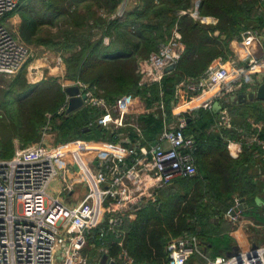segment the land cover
Masks as SVG:
<instances>
[{
    "label": "trees",
    "instance_id": "trees-1",
    "mask_svg": "<svg viewBox=\"0 0 264 264\" xmlns=\"http://www.w3.org/2000/svg\"><path fill=\"white\" fill-rule=\"evenodd\" d=\"M121 1L101 0L100 5L106 8L102 12L93 8L87 14L64 12L72 29L50 38L43 37L38 26H56L57 16L62 12L56 11L54 1L50 7L54 11L49 12L47 7L51 2L23 0L18 8L22 18L21 36L28 44L35 43L66 55L63 59L66 80L96 87L110 104L125 95L140 97L148 108L163 100L167 120L172 119L181 80L200 77L217 59L225 61L234 57L231 42L241 41L244 32L264 26V0H201L200 15L216 18L215 25L202 24L189 14L180 15L181 10L192 7V0H140L141 4L120 20L113 14ZM145 18L149 21L141 24ZM90 21L93 24L87 28ZM176 24L186 47L176 69L166 74L161 83L140 86V61L149 59L169 41ZM93 29L97 31L92 32ZM115 34L122 40L121 46L111 49L115 45L113 40L107 48L104 37ZM0 100V108L5 112V118L0 119V159L13 157L16 140L23 147L40 141L47 124L53 125L66 142L75 139L117 141L116 135L108 138L106 129L92 124L100 115L97 108L84 107L69 116L58 113L67 94L55 78L30 84L21 72L11 80ZM226 100L225 107L229 108L235 125L247 127L248 116L264 119L258 100L237 108ZM158 112L140 116L148 145L156 143L164 128V120ZM195 114L197 117L188 123L186 132L195 137L197 144L196 175L176 179L156 190L155 201L139 203L134 220L124 217L122 247L116 231L108 230L103 236L93 231L89 236L90 262L101 264L102 258L107 256L105 264H120L118 256L125 249L133 258V264H168L169 242L185 234H203L214 219L227 213L235 196L252 207L246 212L248 215L264 222V216L261 217L264 211L256 205L264 184H256L247 171L249 167L243 169L242 161L233 159L228 151L229 140H238L240 136L235 129H215L217 114L204 109ZM132 134L136 139L131 130ZM259 136L264 139V131ZM200 242L206 255L222 256ZM216 246L215 250L219 249ZM102 247L108 248V254L101 252Z\"/></svg>",
    "mask_w": 264,
    "mask_h": 264
},
{
    "label": "built area",
    "instance_id": "built-area-1",
    "mask_svg": "<svg viewBox=\"0 0 264 264\" xmlns=\"http://www.w3.org/2000/svg\"><path fill=\"white\" fill-rule=\"evenodd\" d=\"M22 1L0 0V74H16L31 54L6 23ZM200 5L198 0L192 13L195 18H199ZM125 8L122 6L115 17L124 19ZM181 41L176 27L169 41L149 59L140 61V86L161 83L168 74L166 68L177 66L185 50ZM261 42L264 26L244 32L237 48L246 65L238 67L236 60L217 59L200 77L182 82L184 102H176L177 113L171 120H167L163 100L156 102L150 113L159 111L164 128L153 145L145 143L140 115L130 112L134 96L125 95L110 104L95 87L70 81L86 97L84 107L100 111L92 124L109 129L116 138L119 130L131 129L136 139L129 147L119 139H75L55 146L42 140L18 148L10 159H0V264H100L90 262L82 253L95 230L101 236L108 230L116 231L122 247L124 217L133 205L155 201L156 190L176 179L196 175L197 144L195 137L186 132L194 109L212 111L220 100L238 94L248 76H264V55H257ZM67 87L63 85L64 90ZM68 102L67 96L59 114L66 112ZM231 123L228 112H222L218 126L230 128ZM233 142L228 143L229 149ZM57 181L60 194L71 193L80 184L86 186V200L68 205L60 194L52 195L50 188ZM241 201L234 197L227 212L232 219L240 213L236 210ZM167 249L168 264H189L196 255L201 264H264V244L232 256L211 258L203 252L197 235L185 234L171 240ZM101 252L108 254V248L102 247ZM118 260L120 264L134 262L125 249Z\"/></svg>",
    "mask_w": 264,
    "mask_h": 264
},
{
    "label": "crops",
    "instance_id": "crops-1",
    "mask_svg": "<svg viewBox=\"0 0 264 264\" xmlns=\"http://www.w3.org/2000/svg\"><path fill=\"white\" fill-rule=\"evenodd\" d=\"M46 1L51 2L50 6L47 7L49 12L54 11V9L50 8L53 5H55L57 12H62L61 15L57 16L58 22L56 24V28L59 30L58 34L61 32L67 31L69 29H72V27L66 21L67 16L64 15V12H66V11H70V12L79 11V12H82L84 14H87L88 10L90 8H93V10H96V11L100 10L101 12H102V10H104V11L106 10V8H103L100 5L101 0L100 1L99 0H46ZM52 1H54L53 5H52ZM197 1L198 0H192V7H191L192 11L190 12V14L189 13H186V14H189L194 20L199 21L202 24L215 25L217 23V19L214 17H202L200 15V13H199V18H195L192 16V13L196 12L195 6H196ZM140 4H141L140 0H122L119 4L117 11L122 6H124V7H126L125 8L126 13H128V12L133 11ZM117 11H116V13H117ZM185 11H187V10H181L180 15H182V16L185 15L184 14ZM116 13L113 14V17H115ZM17 14H19L18 10L13 12L12 14H10L6 18V23H7V26L9 27V29H10V25L16 19ZM125 16H126V14H125ZM148 19L149 18H145L140 23L141 24L147 23L149 21ZM92 24H93V21H90L86 27L88 28ZM73 27H75V26H73ZM176 27L178 28V24H176L175 28ZM82 28L85 29V27H82ZM10 30L13 31L12 29H10ZM75 30H76V28H75ZM96 31H97V29H93L92 32H96ZM172 34H173V32H172ZM216 35H219V32H216ZM14 36L19 41H21L20 39L22 37L20 34L17 35V33H16V34H14ZM115 37H117L116 34L113 37H108V36L104 37V44L107 48H108V45L113 40H115L114 39ZM23 41H25V40L23 39ZM121 41H122L121 39H119V41L115 40V44L117 42L119 43ZM181 42L183 43V41H181ZM28 45H32V44H28ZM230 47H231L233 53L235 54V57L230 58L229 61L230 60H236L237 61L236 65L238 67L243 66V64L246 65V63L241 61V59L239 58V55L236 51L237 42L231 43ZM52 55L53 56H51V55L49 56L48 60H50L51 63L55 66L54 67L50 66L47 69H43V68L39 69L37 67L36 68L37 71L35 72V75L38 77V79H36L37 78L36 76H35L36 78L33 76V77H31L30 82L31 83H34L36 81L40 82L41 80L39 77H41V78L44 77V79H48L49 76H52V77H56L62 85L72 86V83L70 81L66 80V78H65L66 67H65L63 59L66 57V55H64L62 53H58V52H53ZM257 55L260 57L264 55V42H261L260 45L258 46ZM225 61H228V60H225ZM140 65H141V63H140ZM188 79H190V78H184L183 80H181L179 82V84L177 86V94H178L177 101L178 102H179V100L183 101V99L185 97V94H184L185 93V87L182 86L181 84H182V82H185V80H188ZM263 83H264V76H248L245 80V84H244L242 90L238 94L232 95L228 98L233 99L236 96L248 95L254 91L257 92ZM228 98H226V99H228ZM226 99L220 100L219 102H217L215 108L212 111H210V112L218 115L217 125L219 123V119H220L222 112L225 111V112H228L229 115H231L229 108L225 107L226 104L224 101ZM253 101H255V100H247L246 102H253ZM258 101L261 103L259 107L261 108L262 112L264 113V101H262V100H258ZM176 102L174 103L173 108H172V116L173 115L175 116V113H177ZM246 102H236L235 103L232 100L230 103L232 104L231 106L237 108ZM227 103H228V101H227ZM150 110L151 109L148 108L146 102L137 96L133 99V101L130 104V112L133 114H139L140 116H142L145 114H149ZM199 110L200 109H194V111L191 115V118H189V122L194 120L197 117V115L195 113L198 112ZM173 111H174V114H173ZM247 123H248L247 127H243V125L238 126V125H235L234 122H232L230 128H224V127H220V126L217 127L216 126L215 129H217V128H224V129H229V130L235 129V132L238 133L240 138L238 140H236V139L229 140V142L234 141L233 145L230 147V149L228 148V151H229L231 157L235 160L242 161L243 169L249 167V169L247 171H248V173H250L253 176V180H254V182H256V184L257 183L264 184V146L262 144V143H264V139L260 138V136H259L260 132L264 131V119L256 120V118H254L252 116H248L247 117ZM213 130H210V132ZM106 134L108 135V138L111 137V135H112V133L109 129L106 131ZM117 135H118L117 140L118 139L121 140L123 143V146H125V147L132 146L133 141H135L133 134L131 135V129H127V128L121 129V130H119ZM42 140L43 139H41L40 141H42ZM108 140H110V139H108ZM40 141H38V142H40ZM90 141H92V140H90ZM18 148H24V147L21 146L20 143L19 144L15 143V151ZM244 159H245V161H244ZM59 187H60V182L59 181L55 182L54 184H52V186L50 188V193L52 195L58 196V194H60L59 193ZM86 197H87V188H86V186L81 185V184L76 186L74 191H72L71 193L60 194V198L63 201L67 202L68 205L80 204L86 200ZM154 198H155V194H154ZM242 200L244 201L243 204L247 205V208L244 209L243 211H240V213L236 216L235 219H232L231 217H229L227 215V213H225L220 218L214 219L213 224L209 225L207 228L208 230L204 231L203 234L199 233L198 237L201 236V238H199V239L204 242V244L207 246L209 251H213L215 253L217 251V254L222 255V256H232V255L239 253L240 251H246L250 248H253L254 245L259 246V245L264 244V222H261L260 220L256 219L252 215H248L246 212L248 210L249 211L252 210V207L250 208L248 206L247 202L244 199H242ZM152 201H154V200H152ZM139 202H141V201H139ZM139 202H138V205H133L131 210L125 215V217H127L129 220H134L136 218V213L139 209V207H138ZM146 202H148V201L146 200ZM256 205L261 211H264V189L262 190V192H260V194H258V196L256 198ZM263 216H264V214L261 213V217H263ZM210 242H214V244H212ZM215 246L219 249L215 250ZM189 264H201V260L199 257L195 256L191 259Z\"/></svg>",
    "mask_w": 264,
    "mask_h": 264
},
{
    "label": "rangeland",
    "instance_id": "rangeland-1",
    "mask_svg": "<svg viewBox=\"0 0 264 264\" xmlns=\"http://www.w3.org/2000/svg\"><path fill=\"white\" fill-rule=\"evenodd\" d=\"M191 11H192V8H190L189 10H187L185 12H187V13L190 14ZM10 29L13 30L12 31L13 34H16L17 33V35H19V34L21 35V31H22V18H21V16L19 14H17L16 19L10 25ZM174 29H175V27H174ZM38 31L41 32L40 34H42L43 37H47L48 36L50 38H54L58 34V31L59 30L56 28L55 25H43V26L40 25V26H38ZM20 40L30 49V53H31L30 54V57L28 58L27 62L24 64V66L22 67V69L19 72H17L16 74H13V75L0 74V98L3 97L5 91L7 90L8 84L11 82V80H13L14 77L16 75L20 74L21 72L23 73V76L25 77V79L28 80V82L30 84H35V83H37V81L34 82V83H31L30 80H31V77H33V76L35 77L36 76L35 75V72L37 71V69H36L37 67L39 69H41V68L47 69L50 66H52V67L55 66V65H53L51 63L50 60H48V58H49L50 55L53 56L52 55L53 54V51H50V50L46 49L45 47L40 46V45L35 44V43L32 44V45H28V43H26L25 41H23V37ZM115 40H118L119 41V38L116 37ZM233 42H231V43H233ZM238 45H239V41L237 42V46ZM119 46H121V44H120V42L119 43L117 42L114 46H112L110 48L113 49V48H116V47H119ZM236 51H237V53H238V55L240 57L241 56L240 50H238V48H237ZM234 57H235V54H234ZM39 78H40V80H43L44 79V77H42V78L39 77ZM48 78L49 79H51V78L57 79L56 77H52V76H49ZM36 79H38V77ZM2 118H5V112L3 111V109L0 108V119H2ZM41 139H43V141L46 144H48L49 146H55V145H59V144H62V143H65L66 142V141L62 140L61 134L51 124H47L44 127L43 134L41 135ZM15 143L16 144H19V142L17 140H16ZM155 198H156V196H155ZM135 205H138V202ZM89 236H88L87 248H84V250L82 251L83 256L86 257L88 260H90L89 259V253H88V251L90 250V246H91L90 243H89Z\"/></svg>",
    "mask_w": 264,
    "mask_h": 264
},
{
    "label": "water",
    "instance_id": "water-1",
    "mask_svg": "<svg viewBox=\"0 0 264 264\" xmlns=\"http://www.w3.org/2000/svg\"><path fill=\"white\" fill-rule=\"evenodd\" d=\"M176 69L175 65H171L166 68L165 72L166 73H171ZM65 92L67 96L69 97V104H68V109L66 110L65 114L66 116H69L70 114H73L74 112L82 109L84 107V101L86 97L84 95H80L81 91L78 85H72L69 86L65 89ZM262 100L264 101V83L260 86L257 92H251L248 95H240L236 96L235 98L231 99L228 98L227 101L230 103L232 100L236 102H246L247 100ZM243 200L241 201V204L238 206L236 212L243 211L244 209L247 208V205L243 204ZM235 214V213H234ZM233 214V215H234ZM257 246L254 245L253 249L256 248ZM107 260V256H104L101 260V264H105V261ZM112 264H115L114 262Z\"/></svg>",
    "mask_w": 264,
    "mask_h": 264
}]
</instances>
